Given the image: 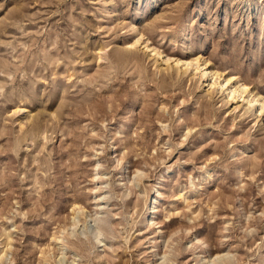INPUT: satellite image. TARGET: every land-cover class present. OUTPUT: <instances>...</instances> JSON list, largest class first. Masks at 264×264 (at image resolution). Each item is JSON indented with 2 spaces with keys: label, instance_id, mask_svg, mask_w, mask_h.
Wrapping results in <instances>:
<instances>
[{
  "label": "rangeland",
  "instance_id": "obj_1",
  "mask_svg": "<svg viewBox=\"0 0 264 264\" xmlns=\"http://www.w3.org/2000/svg\"><path fill=\"white\" fill-rule=\"evenodd\" d=\"M189 57L264 94V0H0V264H264V117Z\"/></svg>",
  "mask_w": 264,
  "mask_h": 264
},
{
  "label": "bare ground",
  "instance_id": "obj_2",
  "mask_svg": "<svg viewBox=\"0 0 264 264\" xmlns=\"http://www.w3.org/2000/svg\"><path fill=\"white\" fill-rule=\"evenodd\" d=\"M144 45V48L140 49V47ZM127 48L129 50H136V51H142V50H148L154 55L159 57L160 53L159 51H156L155 48L150 49L148 44L142 42L141 35L136 37L135 39L131 40L128 43ZM155 59V58H154ZM167 69H173L172 63L175 64V70L176 73L182 74V76L187 75L188 70L194 71L193 74H191V78H198L201 79V76L204 78H212L213 81L210 82L208 85L209 87V93H220L223 92L226 94V97L230 100L241 98L243 100V113L242 115H254L257 118H261L260 120H263L262 117H264V94H261L258 90H256L253 87H250L249 84H247L244 80L240 79L236 74L234 73H228V72H220L218 69H215L212 67V69L209 68V62L206 60H201L199 57H189L188 60H181V59H172L168 58L166 59ZM226 87L224 90L223 88ZM222 93V94H223ZM259 107V110H258ZM23 108H18L14 110L15 114H18L22 112ZM250 115V116H251ZM74 226V223L72 224V227ZM82 233H89L92 235L94 240H98L100 236L102 235V232L99 228H93L91 226L83 225V231ZM100 242V241H99ZM204 245V244H203ZM229 253H223V254H211L207 252V255H205L204 264H223L225 260L228 261L229 259ZM165 258V257H164ZM163 260V259H162ZM167 258L164 259L162 262L158 264H164L166 262ZM230 262V261H229ZM59 264L62 263V259L59 260ZM73 263V261L71 262ZM157 264V263H156Z\"/></svg>",
  "mask_w": 264,
  "mask_h": 264
}]
</instances>
